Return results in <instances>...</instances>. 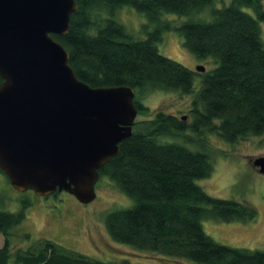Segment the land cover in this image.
<instances>
[{
	"label": "trees",
	"instance_id": "1",
	"mask_svg": "<svg viewBox=\"0 0 264 264\" xmlns=\"http://www.w3.org/2000/svg\"><path fill=\"white\" fill-rule=\"evenodd\" d=\"M76 1L72 27L53 36L69 51L77 76L93 86L129 84L138 93L160 87L194 91L195 70L162 53L157 45L168 28L180 30L196 55L213 54L219 62L206 72L192 97L191 121L163 110L137 121L131 135L120 142V152L100 167L102 175L108 174L134 199L133 205L107 212L111 236L204 264H264V247L225 244L204 228L203 218L209 216L226 220L257 216L252 203L211 195L198 183L214 169L209 150L159 139L163 134L183 133L191 141L187 129L200 135L205 129L217 130L229 141L264 131L263 0H230L212 7V20L184 21L165 13L191 14L215 0ZM125 3L147 13L144 27L154 24L147 37L135 38L116 18V10ZM245 5H253L257 15ZM136 105L139 113L148 112L141 100L136 99ZM25 217L24 208H0V232L5 237L0 264H148L128 257L102 260L44 237L14 248V227ZM25 236L29 238L30 232Z\"/></svg>",
	"mask_w": 264,
	"mask_h": 264
},
{
	"label": "water",
	"instance_id": "2",
	"mask_svg": "<svg viewBox=\"0 0 264 264\" xmlns=\"http://www.w3.org/2000/svg\"><path fill=\"white\" fill-rule=\"evenodd\" d=\"M77 8L76 0H0V169L20 191L67 190L88 203L139 108L135 87L77 76L53 36L70 30ZM254 165L264 173V154Z\"/></svg>",
	"mask_w": 264,
	"mask_h": 264
},
{
	"label": "rangeland",
	"instance_id": "3",
	"mask_svg": "<svg viewBox=\"0 0 264 264\" xmlns=\"http://www.w3.org/2000/svg\"><path fill=\"white\" fill-rule=\"evenodd\" d=\"M230 0H215L205 10L188 13H165L166 17L184 21L187 19L212 20V7L224 6ZM264 4V0H263ZM244 8L256 14L252 6ZM136 6L124 4L116 10L115 16L126 24L135 38H145L154 28V24L144 27L148 15ZM262 37L264 38V19L261 20ZM162 53L181 60L195 70L194 91L185 93L183 90L168 88L139 90L137 100L147 106L148 112L141 111L137 120L154 117L158 111L186 114L191 121L192 97L201 87L206 72L211 71L218 62L213 54L198 56L184 42V36L177 29H166L163 38L157 42ZM203 64L205 70L197 69ZM191 132V133H190ZM192 137L187 140L183 133L159 136L161 141L185 143L191 148L206 149L210 152L213 165L212 172L198 178V183L211 195L241 199L255 207L257 216L230 220L203 218V225L216 240L225 244L246 248L264 247V173L254 166V158L264 154V131L258 134L240 137L236 141L223 138L217 130L205 129L203 135L187 129ZM197 134V135H196ZM95 186L97 196L91 202L80 201L71 191L59 190L55 195H39L33 189L20 191L15 188L6 173L0 170V208L17 211L25 209L26 217L19 222L13 231V247H26L34 239L52 238L63 245L76 249L102 260H121L128 257L134 262L148 264H204L194 262L191 258L165 254L159 250L140 248L137 245L117 241L109 233L106 226V214L109 210L133 205L134 199L122 190L108 174H101ZM29 238L25 233H29ZM4 234L0 232V246L4 243Z\"/></svg>",
	"mask_w": 264,
	"mask_h": 264
},
{
	"label": "flooded vegetation",
	"instance_id": "4",
	"mask_svg": "<svg viewBox=\"0 0 264 264\" xmlns=\"http://www.w3.org/2000/svg\"><path fill=\"white\" fill-rule=\"evenodd\" d=\"M135 125H137V123ZM135 125H134V127H135ZM56 193H58V191H56V192H54L52 194H49V195H55ZM46 196H48V195H46Z\"/></svg>",
	"mask_w": 264,
	"mask_h": 264
}]
</instances>
